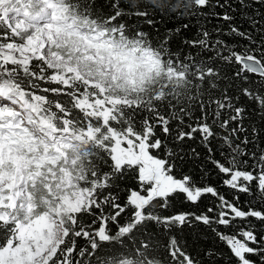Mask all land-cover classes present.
<instances>
[{
  "label": "snow or ice",
  "instance_id": "obj_1",
  "mask_svg": "<svg viewBox=\"0 0 264 264\" xmlns=\"http://www.w3.org/2000/svg\"><path fill=\"white\" fill-rule=\"evenodd\" d=\"M258 8L264 0H0V264H204L178 239L199 225L229 253L209 248L207 264H264V149L255 125L251 139L241 138L248 112L239 105L247 98L264 119ZM235 12L251 31L234 23ZM201 16L228 32L217 26L212 39L201 24L197 38L183 41L195 51L183 55L171 43L189 23L163 34L157 27ZM250 80L260 88L244 87ZM143 113L165 136L177 121L176 148L153 139L147 116L136 130ZM192 140L204 153L184 152ZM162 147L167 158L150 151ZM185 159L202 173L211 164L225 186L251 198L246 207L239 195L233 202L209 183L177 178ZM133 169L139 191L121 204L113 189ZM208 195L217 202L205 212L162 214Z\"/></svg>",
  "mask_w": 264,
  "mask_h": 264
},
{
  "label": "trees",
  "instance_id": "obj_2",
  "mask_svg": "<svg viewBox=\"0 0 264 264\" xmlns=\"http://www.w3.org/2000/svg\"><path fill=\"white\" fill-rule=\"evenodd\" d=\"M215 2V0H214ZM222 3L223 0H220ZM234 7H238L237 5H233ZM216 12L220 13L221 15L225 11V9H222L220 7H216L214 9ZM260 12H264V9H257ZM236 17L234 23L240 27L241 31L243 30H249L251 31V28L249 26V23L240 16L239 12L231 13ZM184 23H189V28L182 29L178 35H175L174 39L171 43V48L173 51L179 52L181 55L184 53H187L189 51L194 52L195 49H190L187 45L183 43L184 40H191L197 38V31L200 28V25L203 24L210 32H212V39H216V33L214 29L217 26H220L224 32H228V25L220 20H217L212 17H192L190 20L185 18L179 21L172 22L169 19L165 18L163 23H160L157 25L159 28V31L161 34H163L166 29H174L175 27L181 26ZM149 32H151V29H149ZM152 38L155 41V33H152ZM220 38H222L224 41H226L229 44H236V45H243L247 43V41L242 40L238 36L234 35H222ZM237 51H239V47H237ZM222 66V65H221ZM231 74L229 70V75ZM254 79V78H253ZM261 85L260 81H256L253 83L252 80H250L247 84L243 85L244 87H249L253 89H259ZM231 94V93H230ZM46 95L49 96L50 99H60L61 101L67 99V97H55L51 94L46 93ZM239 105H243L248 112V119L244 121V127L248 129L247 133H241V138H243L244 135H248L249 139L252 138L251 133V126L255 125L256 128L259 130V140L258 145L260 149H264V119H262L256 111H253L255 108V105L253 103H250L247 98L241 97V100L239 101ZM161 114L164 116H169L168 110L166 108L160 109ZM199 112H196L193 116V121L195 120V116H198ZM147 116L150 122L155 125L154 131H155V137L153 139H160L162 142V146L166 143L169 148H176L177 145H174L171 140V135H174L175 127L177 124L176 120H170L169 127L172 129V132L170 135L165 136V134L162 132L161 127L157 124V121L155 118L150 116L148 113H143L141 115H138L135 118V127L137 131H142L141 126V119ZM185 123H188V118L185 117ZM232 125H230L231 127ZM151 142V140L149 141ZM184 152L187 153L190 148L196 147L197 151L204 153V149L198 145L197 141H187L184 145ZM253 145H249V149H253ZM151 153L154 156H157L159 158H167L164 154V149L157 150V149H151ZM206 172L202 173L200 167L198 166V162H193L191 160L185 159L184 162H180L177 160V166L174 169V172L177 175V178H180L182 175H190L194 180H196L198 183H209L212 186H214L217 191L224 196L226 199L233 201L234 196L239 195L240 201L239 205L241 207H246V202L251 199L250 197L246 196L245 194H240L235 192L233 189L225 186L222 181L225 177L222 175L216 174V172L212 169L211 164H205L204 165ZM108 169L105 167V171ZM135 169L130 171L127 175L123 176L122 178L118 179L116 181V184L119 185L118 189L114 188V192H118L120 196V203L123 204L126 197H128L131 190H137L139 191V184H138V178L136 177ZM216 198L208 195L202 198L201 203L199 206H194L188 202H181L177 201L173 207L167 211L162 212L163 215H169L176 212H191L195 211L198 214L201 212H205L208 207H213L216 203ZM253 207L259 208L260 205L257 203L253 204ZM257 226V230L260 229V225L258 222H255ZM114 230V228H113ZM152 231H157V229L153 228ZM178 239L180 240L182 245H185V251L190 253L194 258H199L200 260L204 261V264H207V261L204 260V253L209 248H216L218 251H222L225 253L226 257L229 255L228 249L224 247L222 244H219L216 240V238L213 236L212 232L208 230L203 225L197 226L195 229H188L186 228L183 232L178 233ZM84 243L83 240H78L77 246L79 247ZM253 259H256L253 257Z\"/></svg>",
  "mask_w": 264,
  "mask_h": 264
},
{
  "label": "rangeland",
  "instance_id": "obj_3",
  "mask_svg": "<svg viewBox=\"0 0 264 264\" xmlns=\"http://www.w3.org/2000/svg\"><path fill=\"white\" fill-rule=\"evenodd\" d=\"M40 86H41V88H44V87H48L49 85H48V84H46V83H44V82H40ZM52 86H55V85H52ZM38 94H41V95H46V93H43L42 91H41V92H39ZM122 147H127V145H126V144H124V145H122Z\"/></svg>",
  "mask_w": 264,
  "mask_h": 264
}]
</instances>
